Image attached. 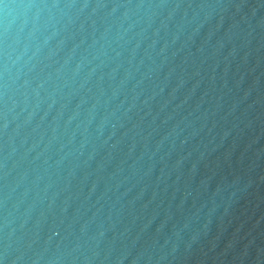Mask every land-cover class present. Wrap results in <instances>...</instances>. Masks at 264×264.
<instances>
[{
  "label": "clouds",
  "instance_id": "1",
  "mask_svg": "<svg viewBox=\"0 0 264 264\" xmlns=\"http://www.w3.org/2000/svg\"><path fill=\"white\" fill-rule=\"evenodd\" d=\"M0 264H264V0H0Z\"/></svg>",
  "mask_w": 264,
  "mask_h": 264
}]
</instances>
